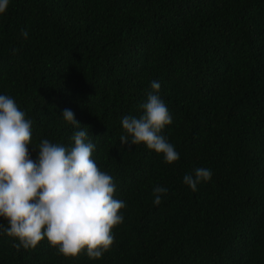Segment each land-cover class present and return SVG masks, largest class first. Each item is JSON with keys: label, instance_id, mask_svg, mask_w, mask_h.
<instances>
[{"label": "trees", "instance_id": "1", "mask_svg": "<svg viewBox=\"0 0 264 264\" xmlns=\"http://www.w3.org/2000/svg\"><path fill=\"white\" fill-rule=\"evenodd\" d=\"M152 81L173 119L171 165L119 139ZM0 94L33 122V160L43 139L70 148L87 127L126 203L99 260L65 258L46 239L17 251L0 235V264H264V0H10ZM197 168L213 175L193 191L183 177Z\"/></svg>", "mask_w": 264, "mask_h": 264}, {"label": "clouds", "instance_id": "2", "mask_svg": "<svg viewBox=\"0 0 264 264\" xmlns=\"http://www.w3.org/2000/svg\"><path fill=\"white\" fill-rule=\"evenodd\" d=\"M9 4L10 0H0V15ZM21 35L27 39L28 32L22 30ZM151 89L147 102L139 106L141 115L121 118L120 143L129 150L145 145L171 165L180 156L162 132L173 119L158 94L160 83L152 81ZM62 118L80 128L70 109ZM32 125L12 97L0 94V219L6 221L0 223V235L18 240L13 245L17 251L36 249L46 239L65 258L86 253L92 260L101 259L114 244L113 230L123 223L121 210L126 208L124 201L114 198L113 177L93 159L96 145L88 139L87 127L73 134L70 148L43 139L33 160ZM212 175L210 169L197 168L183 182L196 191ZM166 194L165 187H154L153 203L159 206Z\"/></svg>", "mask_w": 264, "mask_h": 264}]
</instances>
